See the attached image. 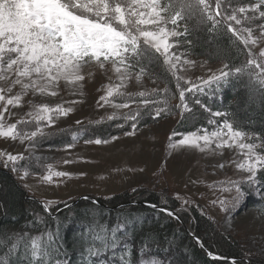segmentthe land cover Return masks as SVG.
<instances>
[{"label": "snow or ice", "instance_id": "6c2138e0", "mask_svg": "<svg viewBox=\"0 0 264 264\" xmlns=\"http://www.w3.org/2000/svg\"><path fill=\"white\" fill-rule=\"evenodd\" d=\"M258 20L261 23H257ZM181 22L185 24L183 32L177 28ZM189 22L195 30L207 27L210 34L230 33V41L235 37L247 49L244 63L238 67L225 63L218 75L213 73L202 80V84L205 87L216 84L219 88L221 84H227L230 77L242 82L243 77L247 76L245 86L252 91L253 82H257L260 86L258 99L264 105V48H260L258 55L253 51L258 42L264 41V0L238 7L232 4V0H214V7L213 0H0V82H3L0 84V137L23 141L37 137L38 133L43 135L39 121L51 123L54 115H67L71 109L60 106L52 109L46 105L40 107L35 113L37 130L29 134L18 130V124L28 121L21 119L17 123L6 122V115H12L9 106L20 105L22 97L28 92L44 93L51 89L50 94L55 96V89L61 81L72 85L82 81V69L86 66L90 68L95 64L105 69L106 64L111 65L123 84L130 75L129 70L142 60L151 62L163 57L164 63L169 64L175 55L170 54V49L177 46L170 43V37L187 36ZM169 25L172 27L169 28ZM256 31L259 36L254 35ZM175 59L179 61L180 57L175 56ZM172 67L175 68V65ZM140 72H144L143 67ZM136 78L139 79V76ZM180 79L176 78V87L180 102L188 109L185 103L186 92H203L204 87L189 81H185V84L190 83L191 86L183 87ZM17 86L19 91L12 94ZM139 95L144 97L145 93L141 92ZM114 96L131 100V96L126 97L120 91V85L110 87L107 96H101L100 99L107 101V97ZM194 99L196 104L204 107L198 98ZM142 103L147 107L155 101L143 99ZM128 106L127 102L115 105L117 108ZM165 111L170 109L158 108L152 118L159 117ZM138 115L139 112L131 119L135 121ZM211 115L224 114L217 111ZM136 128L137 125L133 122V132ZM225 136L227 139H224ZM253 138L260 140V143L245 142ZM200 141H203V146ZM92 142L101 144L108 141L100 138L86 141ZM213 143L217 148L235 145L246 150L245 162L238 166L248 173L247 177L239 181L228 180L224 183L229 186L222 189L230 194V198L220 201L221 209L230 213L245 195L243 184L255 185L258 174L264 172V154L257 151L264 149V139L236 130L233 123L225 120L218 131L203 136H198L195 132L185 135L177 142L176 147L189 146L204 151ZM5 156V166L10 162L12 171H17L16 162L23 160V156L0 152V157ZM70 175L60 171L50 172L45 180H50L51 176ZM261 185H264V181H261ZM261 193H264V187L257 189V195L264 201V194ZM53 205L54 201H47L43 205L44 211L49 212ZM161 211L166 212L169 217L176 215L166 208H161ZM132 223V219L125 217L123 222H117L112 227L110 237L94 236L93 239L100 240L101 245L90 244L85 247L84 264H89L90 256H98L109 249L115 250L119 245L117 231ZM45 235L46 239L42 241L39 236H30L28 231H24L23 234L0 241V244L11 242L7 256H14L19 248L25 264H68L62 257L61 246L54 234L49 231ZM199 243L203 247L202 242ZM123 247L127 249L128 245L124 244ZM207 254L214 260L220 259L210 251ZM113 255H116L115 252ZM128 255L130 253L127 252L119 255L120 264H130L126 258ZM0 264L9 262L2 259ZM101 264L104 262L101 261Z\"/></svg>", "mask_w": 264, "mask_h": 264}, {"label": "rangeland", "instance_id": "374dc122", "mask_svg": "<svg viewBox=\"0 0 264 264\" xmlns=\"http://www.w3.org/2000/svg\"><path fill=\"white\" fill-rule=\"evenodd\" d=\"M232 4L238 7L248 3ZM254 35L259 36V32H254ZM170 43L177 46L170 49V54L175 55L169 64H165L161 57L160 64H156L154 71L141 73L130 69V75L123 84L111 65L106 64L105 69H101L98 65L92 64L90 68L86 66L82 69L84 79L76 85L61 81L55 89L57 92L55 96L50 94L51 89L44 93L28 92L22 97L20 105L9 106L12 115H6V122L17 123L21 119L28 121L25 124H18V130L29 134L37 130L35 113L40 107L46 105L55 109L60 106L70 108L71 111L67 115H54L51 123L46 120L39 121L43 135L38 133L37 137L31 140L21 141L0 137V152L23 156V160H20L21 165H16L17 171L8 168L10 170L8 173L27 198L35 200L42 208L49 200L54 201L51 207L53 208L61 203L64 206L73 200H76L73 203L75 204L85 196L92 195L91 197L102 201L99 197L107 198L140 188L173 194L178 202L177 210L186 211L192 206L206 213L213 219L221 233L229 235L233 240L238 241L240 246L264 259V212L252 205L256 198H260L257 195V189L260 188L258 180L252 186L243 184L245 195L230 213L222 211L220 204L221 200L230 198L228 192L222 191L229 186L224 182L239 181L248 175L238 166L245 162L246 150H241L235 145L217 148L215 143L204 151L196 147H176L177 142L185 135L193 132L198 136L210 134L212 131H218L224 121L219 125L215 122L210 124L208 121L209 127L184 133L174 131L179 120L178 113L153 120L146 119L134 132L132 124L128 123V117L145 108L143 99L155 103L157 101L160 104L158 101L160 93L166 92L167 98L172 97L169 102L184 107L180 102L176 78L180 77L181 85L188 87L191 84H185V81L198 84L213 73L218 75L219 70L226 63L220 56L210 57L206 52L186 51L175 42L174 37H170ZM260 48H264V41L258 42L253 51L258 55ZM175 56H179L180 60L177 61ZM173 64L175 68L172 67ZM137 76L139 79L136 78ZM167 76L171 77L172 85L166 82ZM117 85H120V91L125 93L126 97L131 96V100L118 96L107 97V101L100 99L101 96H107L110 87ZM245 88L255 98L249 97L247 103H257L255 88L252 91L248 87ZM18 91L17 86L12 94ZM141 92L145 93L144 97L139 95ZM126 102L129 105L127 108L115 107L116 104ZM152 104L154 103L149 105ZM157 109L153 108L149 111L155 113ZM188 112L193 113L189 109ZM207 113L212 117V111ZM80 125H84L93 133L90 135L96 134L98 137L90 136L86 140L76 142L63 140L66 136L65 130ZM244 132L251 134L248 131ZM96 138L108 142L86 143ZM224 139L227 137L225 136ZM245 142L259 144L260 140L253 138ZM200 144L203 146V141H200ZM257 151L264 154L262 149ZM27 161L36 165L29 167L25 163ZM5 162L6 156L0 157L2 169H6L11 164L9 162L5 166ZM57 171L71 175L51 176L50 180H45L50 172ZM184 224L189 230L188 224ZM150 262L156 264L159 259L154 256L144 257L139 264H150Z\"/></svg>", "mask_w": 264, "mask_h": 264}, {"label": "trees", "instance_id": "16d2710c", "mask_svg": "<svg viewBox=\"0 0 264 264\" xmlns=\"http://www.w3.org/2000/svg\"><path fill=\"white\" fill-rule=\"evenodd\" d=\"M237 2L255 3L256 0H232V3ZM168 27L172 26L169 25ZM184 27L183 22L177 26L181 32H183ZM188 28L189 33L187 36L174 37L175 42L180 47L182 46V49L194 53L206 52L210 57L220 56L226 63L234 67H238L246 61L247 49L235 37L230 41V33L227 35L210 34L207 27L195 30L191 22L188 23ZM157 60L151 62L147 59L142 60L140 64L132 69L140 72L141 67H143V73H148L149 70L154 71L156 64H160V58ZM170 78L167 76L166 82L172 85L171 82L173 81ZM247 82L248 77L244 76L242 82L235 77H230L229 82L221 84L219 88L216 84L205 87L202 82L198 83L197 85L204 87V91L186 92L185 96V103L193 113L188 112V109L178 103L169 102L172 97L167 98L166 92L160 93L158 94L160 104L156 101V103L143 108V110H138L140 115L135 121L131 117L137 113L128 117V123L132 124L134 122L137 126L141 125L146 119H154L152 117L155 113H150V109L164 108L170 109V111L162 112L159 117L173 113L179 114V120L174 128L177 133L207 128L210 120L218 125L227 120L229 123H233L236 129L248 131L254 134V137L258 136L264 139V105L258 99L260 86L257 82H253L257 103H247L249 97L253 96L245 88ZM194 98H198L204 107L196 104ZM207 111H219L224 115L209 117ZM118 127L120 128L119 125ZM90 134L93 133L87 130L84 125H80L65 130L66 136L63 140L76 142L86 140L90 136L98 137L96 134ZM262 150L264 152V149ZM25 163L29 167L36 165L30 161ZM16 165H21L20 160L16 162ZM1 167L0 241L17 234H23L24 231H28L30 236H39L43 241L46 239L45 233L50 231L61 246L62 257L68 261V264H84L85 247L90 244L101 245V241L94 240L93 237L97 235L102 238L105 236L110 237L112 227L117 222H123L124 218L127 217L132 219L133 223L125 229L117 231L119 245L116 249L102 251L98 256H90L89 264H101V261L104 264H120L118 257L126 252L130 253L126 257L130 264H139L142 258L149 256L159 259L156 264H234V262L235 264H264V259L240 246L239 242L233 240L229 235L221 233L213 219L209 218L206 213L200 212L192 206H189L186 211L177 210L178 202L173 194H163L160 191L140 188L107 198L99 197L108 206L118 205L124 201L135 200L138 202L136 204L120 205L113 209L96 204L91 197L92 195H90L83 197V199L60 212L55 213L63 205L62 203L46 213L38 202L27 198L25 193L13 181L8 173L10 171L8 168L12 170V164H9L6 169ZM258 176L257 180L260 188L264 187V185H261V181H264V172L259 173ZM256 199L252 205L264 212V201L259 197ZM145 204L162 205L170 210L177 211L184 223L188 224L192 235L196 236L199 242H202L203 247L193 241L191 235L184 230L173 216L169 217L166 212ZM53 213L55 214L52 215ZM124 244L128 245L127 249L123 247ZM10 246L11 242L0 244V260L7 259L9 264H25V261L21 258L19 248L14 256H7L8 247ZM205 248L224 258L212 259ZM113 252H115V256ZM228 258H232V260Z\"/></svg>", "mask_w": 264, "mask_h": 264}, {"label": "water", "instance_id": "95a60500", "mask_svg": "<svg viewBox=\"0 0 264 264\" xmlns=\"http://www.w3.org/2000/svg\"><path fill=\"white\" fill-rule=\"evenodd\" d=\"M93 200H94V202L95 203H97V204H99V205H101V206H104V207H107V208H114V207H118V206H120V205H125V204H130V203H138L137 201H124V202H122V203H120V204H118V205H114V206H108V205H106V204H104L102 201H100V200H98V199H96V198H93ZM76 200H73V201H71L70 203H68V204H66V205H64V206H62V207H60L55 213H57L58 211H60V210H63L64 208H67L68 206H70L71 204H73L74 202H75ZM145 205H148V204H145ZM153 204H149L148 206H152ZM156 207H153V208H155V209H158V210H161V208H164V207H162V206H160V205H155ZM170 210V209H169ZM172 211H174V210H172ZM175 212V211H174ZM54 213V214H55ZM176 213V212H175ZM174 217H175V219H177L181 224H182V226L184 227V230L187 232V233H189L190 234V232H189V230H188V228L185 226V224H184V221L178 216V214L176 213V215H174ZM191 235V237H192V239H193V241H195V243H199L198 241H199V239L196 237V236H194V235H192V234H190ZM205 251L208 253L209 251L205 248ZM216 255V254H215ZM216 256H218V257H220V258H224V257H221L220 255H216ZM229 260H232V258H228Z\"/></svg>", "mask_w": 264, "mask_h": 264}]
</instances>
